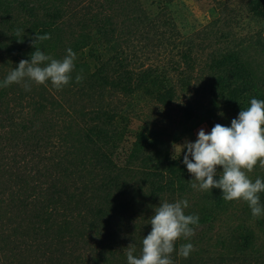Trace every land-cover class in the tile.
<instances>
[{
    "label": "trees",
    "instance_id": "trees-1",
    "mask_svg": "<svg viewBox=\"0 0 264 264\" xmlns=\"http://www.w3.org/2000/svg\"><path fill=\"white\" fill-rule=\"evenodd\" d=\"M176 2L0 0V82L30 60L36 35H51L37 45L45 54L77 57L62 90L0 88V264H127L154 207L183 199L199 224L177 241L174 264H264L249 226L264 217L220 189L191 188L184 153L173 159L171 133L153 119L163 111L189 121L197 109L213 127L264 100V37L219 31L223 2L207 30L187 34ZM248 11L264 19V0ZM183 243L194 246L186 259Z\"/></svg>",
    "mask_w": 264,
    "mask_h": 264
},
{
    "label": "clouds",
    "instance_id": "clouds-1",
    "mask_svg": "<svg viewBox=\"0 0 264 264\" xmlns=\"http://www.w3.org/2000/svg\"><path fill=\"white\" fill-rule=\"evenodd\" d=\"M23 32L17 29L16 35L21 36ZM49 39L50 34L36 35L32 41L36 50L30 54V60L21 59L18 66L0 82V88L18 84L25 91H31L33 84L47 85L48 82L56 90L68 86L76 69V53L68 48L62 59L45 54L37 45ZM18 41L22 42V39ZM82 73L83 69H80L75 75L76 83L83 81ZM173 149V159L177 154L184 153L183 163L194 177L191 188L202 192L220 189L224 201L242 200L247 203L254 218L264 215L260 201L264 180L256 178L253 181L249 175L257 164L264 168V100L252 98L250 106L241 109L230 126L217 123L207 133L202 128L195 142L173 143ZM218 166L222 167L219 173ZM217 175L218 180L215 179ZM188 206L187 199H183L175 202L164 200L154 207V215L149 221L151 231L143 237L139 255L135 254L133 243L126 248L127 264H174L172 254L177 252V241L194 236L192 226L199 224L198 215L185 213ZM192 251L193 244L183 243L177 254L186 259Z\"/></svg>",
    "mask_w": 264,
    "mask_h": 264
},
{
    "label": "rangeland",
    "instance_id": "rangeland-1",
    "mask_svg": "<svg viewBox=\"0 0 264 264\" xmlns=\"http://www.w3.org/2000/svg\"><path fill=\"white\" fill-rule=\"evenodd\" d=\"M151 0H142L145 8L150 4ZM255 0H177L175 5H172L170 9L175 12L176 22L178 26L183 28V32H192V35L198 33V31L207 30L209 24L215 20L219 14L218 3L223 2L225 6V16L228 20L227 25L219 22L221 27L219 31L229 30L231 33L239 37L248 36H262L264 37V19L257 20L250 16L248 11V6ZM208 25V26H207ZM223 25V26H221ZM189 33V34H190ZM188 34V33H187ZM200 35V34H199ZM198 41V37L195 36V42ZM262 55L256 57L261 63ZM264 63V62H262ZM260 64L264 67V64ZM150 110V109H149ZM147 112L148 108L146 109ZM198 114V115H197ZM152 116L153 114H149ZM181 114L175 112L155 113L153 117L154 121L160 126H163L167 131L171 133V149H173V143L184 144L185 141L195 142L197 139V134L200 129H204L205 132H210L212 127L204 118L203 112L198 113L197 109L191 116L189 121H183ZM224 126H230L227 122L222 120V123L218 122ZM186 152V149H185ZM220 167V166H218ZM250 178L254 181L256 178H261L264 180V168H261L259 164L254 168L253 172L249 174ZM264 217V215H261ZM237 220V219H236ZM239 221L237 220L236 223ZM253 235L255 236V244L258 247L264 246V218L260 223L251 222L249 225ZM212 241L215 240L214 235H212ZM262 253L264 249L260 248Z\"/></svg>",
    "mask_w": 264,
    "mask_h": 264
}]
</instances>
